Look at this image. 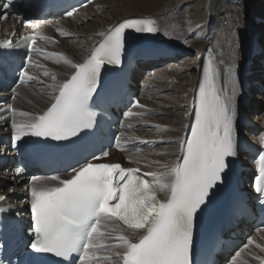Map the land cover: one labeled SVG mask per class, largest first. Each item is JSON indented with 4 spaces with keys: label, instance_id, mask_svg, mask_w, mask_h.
Here are the masks:
<instances>
[{
    "label": "snow or ice",
    "instance_id": "snow-or-ice-1",
    "mask_svg": "<svg viewBox=\"0 0 264 264\" xmlns=\"http://www.w3.org/2000/svg\"><path fill=\"white\" fill-rule=\"evenodd\" d=\"M11 2L7 0L3 5L5 11L0 12V19L9 18L6 9ZM85 3H91V0H85ZM75 11L73 8L65 15L72 17ZM20 19L25 26L31 23ZM128 30L152 35L158 33L151 20L125 19L98 33L100 42L83 62L65 58V64L72 69L71 74L48 86L53 92L52 101L41 114L33 116L30 112H20L22 117L30 119L27 123L17 124L11 104L2 110L10 114L6 122H11L14 150L21 144L34 151L62 147L64 142L75 143L82 133L95 129L98 113L92 110V103L99 95L102 71L106 66H122ZM65 35L60 31L61 37ZM13 40L0 44V48L13 49L19 43L25 44L29 51L25 54L23 69L31 59V45L36 36L22 37L16 45ZM57 55L44 53L45 59ZM236 67V64L230 65L224 69L225 74H232ZM43 75L47 77L50 73L45 70ZM219 78V70L210 71L205 66L194 89L193 111L185 113L194 118L190 124L184 125L186 134L153 142L176 146L173 152L157 153L176 157L174 163L160 165L165 172L142 173L139 168L99 162L109 156L108 151H101L99 156L94 154L90 160L70 167L69 178L51 176L52 181L58 180L54 185L32 184L39 178L27 177L31 187L26 186L27 193L21 202L30 206L31 239L28 246L32 252L54 257L56 264H73V258L78 264H95V254L105 250L113 251L114 257L122 264H196L197 216L210 203L214 190L223 184L230 161L238 157L241 149L235 83L229 93L226 84L218 86ZM25 79L36 78L26 76L22 70L18 80L24 82ZM52 80L56 81L55 74ZM133 106L145 107L138 101ZM142 114L128 111L125 115ZM119 140L120 135H116L114 142L118 144ZM258 141L260 168L254 188L264 197V133L258 135ZM4 171L17 181L25 169L23 165H16ZM9 191H13L11 186ZM158 192H164L166 199H159ZM6 200L7 197L0 193V203ZM261 204L264 205V200ZM5 211L7 209L0 207V213ZM112 218L123 222L129 231L115 238L118 243L105 244L102 242L111 241L113 237L110 232L100 231V226L102 221ZM0 264L4 261L0 260ZM227 264H236L235 258L227 260Z\"/></svg>",
    "mask_w": 264,
    "mask_h": 264
},
{
    "label": "bare ground",
    "instance_id": "bare-ground-1",
    "mask_svg": "<svg viewBox=\"0 0 264 264\" xmlns=\"http://www.w3.org/2000/svg\"><path fill=\"white\" fill-rule=\"evenodd\" d=\"M100 5H103L102 14L87 23L81 21L79 27L71 26V28H68L70 34H76V37L65 44L66 51L60 53V48L50 44V50L57 53V57L42 62L45 67L32 73L39 79L40 85L37 87L36 93L34 92L26 97L24 102L26 107H23V109L26 108L31 111L30 113L33 116L41 114V111L51 102L53 94L52 89L48 86L68 78L71 73L72 69L65 64V58L71 59L73 62H81L87 54V49L99 37L98 33L124 16L158 13L160 16L159 27H161L165 39H175L179 41L178 43L192 48L194 52H199L198 54L211 40L216 50L225 52L224 56L220 57L221 60L232 63L243 60L248 55L251 36L255 27L258 28L256 20L264 13L263 0L260 2L258 0H102ZM170 9L171 14L161 16ZM91 13L93 15L98 14ZM218 19L222 20V23L214 33L211 28ZM197 25L202 27L198 29ZM165 33L167 34L165 35ZM192 34L194 35L191 36ZM211 35L214 37L212 38ZM260 39L264 42V28ZM184 41H187V43H184ZM57 59L59 62L61 61L60 65L56 62ZM52 62L56 64H52ZM196 67L197 60H185L173 67L152 74L155 79L154 77L149 78L148 83L153 84L155 88L149 92L148 97H154V99L153 102L144 100L142 105L145 107L142 110L152 111L153 114H159V117L146 118L144 122L148 124V128L145 131L136 133L135 137L137 139L147 137L160 141L161 138L182 137L185 131L184 125L187 124L188 120L185 113L191 110L190 103L198 80ZM45 70L50 73L47 77L43 75ZM53 74L56 75V81L52 80ZM168 77H170L169 80ZM21 90L22 92H18L16 97L20 99L19 101H21L23 95L26 96L30 88L26 87ZM263 102L261 100L258 105L260 104L262 107ZM260 117L264 120V110ZM29 119V117H23L21 123H27ZM155 125L160 127H154ZM175 149V145L169 147L162 144L154 150H147L145 160H141L150 167L144 170L157 173L165 172L166 169L160 165L165 163L170 165L175 162L176 157L173 155L160 156L157 153L173 152ZM135 157L138 156L135 155ZM157 161L160 163L157 164ZM105 222H109L114 227L115 233H111V235H121L128 232L125 227L118 228L115 225L117 221L109 220ZM247 250L248 253L241 264H254L264 257V237L257 238L256 243Z\"/></svg>",
    "mask_w": 264,
    "mask_h": 264
},
{
    "label": "rangeland",
    "instance_id": "rangeland-1",
    "mask_svg": "<svg viewBox=\"0 0 264 264\" xmlns=\"http://www.w3.org/2000/svg\"><path fill=\"white\" fill-rule=\"evenodd\" d=\"M167 34V33H166ZM57 62V61H56ZM61 62V61H60ZM60 62L58 63L59 65H60ZM52 64H56V63H54V62H52ZM41 70V69H40ZM180 76H182V75H180ZM152 77H154V79H155V76H153L152 75ZM152 77H151V79H152ZM170 79V77H168V80ZM167 80V81H168ZM30 88V87H29ZM36 91H37V89H31L30 88V90L28 91V93H26V96L25 95H23V97H22V99H21V101H19L20 99H18V98H16V100H15V102L17 103V105H16V107H18L19 109H21L23 112H31V111H29L28 109H26V108H24L23 109V107H26L25 106V101H26V97H28V95L29 94H32V93H36ZM18 92H22V90H19ZM22 95V94H21ZM152 99L153 98H149V102L150 101H152ZM153 102V101H152ZM19 104V105H18ZM263 104H264V102H263ZM26 109V110H25ZM144 109V108H143ZM42 112V111H41ZM17 118H18V122L19 123H21V120H22V116L21 115H19V116H17ZM155 118H158V117H155ZM147 150H146V153H145V151L143 152H140V153H138V157H135V155H134V158H135V160H134V163L138 166H140L141 168H143V169H148L150 166H147L146 164H144L143 162V160H141V159H144L145 160V155H147ZM140 156V157H139ZM142 157V158H141ZM140 161V162H139ZM148 167V168H147ZM111 221H116V220H114V219H112ZM102 229L100 230V231H102V232H106V233H108V232H110V233H115V230H114V227L109 223V222H105V223H102ZM110 225V226H109ZM115 225L118 227V228H120V227H122L120 224H118V222H116L115 223ZM114 225V226H115ZM113 227V228H112ZM124 233H126V232H124ZM123 233V234H124ZM128 233V232H127ZM114 235V234H113Z\"/></svg>",
    "mask_w": 264,
    "mask_h": 264
}]
</instances>
